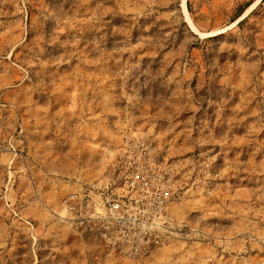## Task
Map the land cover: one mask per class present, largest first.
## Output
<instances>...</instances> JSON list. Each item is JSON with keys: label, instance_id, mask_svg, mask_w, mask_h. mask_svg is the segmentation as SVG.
I'll use <instances>...</instances> for the list:
<instances>
[{"label": "rangeland", "instance_id": "obj_1", "mask_svg": "<svg viewBox=\"0 0 264 264\" xmlns=\"http://www.w3.org/2000/svg\"><path fill=\"white\" fill-rule=\"evenodd\" d=\"M255 1L0 0V264H264ZM125 131L172 167L180 196L138 255L55 216L113 176Z\"/></svg>", "mask_w": 264, "mask_h": 264}, {"label": "built area", "instance_id": "obj_2", "mask_svg": "<svg viewBox=\"0 0 264 264\" xmlns=\"http://www.w3.org/2000/svg\"><path fill=\"white\" fill-rule=\"evenodd\" d=\"M104 183L81 185L60 200L56 218L73 230L97 233L110 248L138 255L166 230L171 205L180 198L172 167L143 137L125 131Z\"/></svg>", "mask_w": 264, "mask_h": 264}, {"label": "bare ground", "instance_id": "obj_3", "mask_svg": "<svg viewBox=\"0 0 264 264\" xmlns=\"http://www.w3.org/2000/svg\"><path fill=\"white\" fill-rule=\"evenodd\" d=\"M259 1H260V0H256L251 6L248 7V9L246 10V12L248 13V12H249V11L255 6V5L259 2ZM246 12H245V13H246ZM243 14H244V13H243ZM243 14H242V15H243ZM242 15H241V16H242ZM242 18H243V17H242ZM239 20H240V19H237L236 22L239 21ZM58 213H59V214H62V208H61V207H60V211H59Z\"/></svg>", "mask_w": 264, "mask_h": 264}, {"label": "trees", "instance_id": "obj_4", "mask_svg": "<svg viewBox=\"0 0 264 264\" xmlns=\"http://www.w3.org/2000/svg\"><path fill=\"white\" fill-rule=\"evenodd\" d=\"M248 6H249V5H248ZM243 10H244V9H243ZM243 10H241L240 13H241ZM240 13H239V14H240ZM237 18H238V17H237ZM245 18H246V17H245ZM245 18H243L242 20H240V21L238 22V24H240L243 20H245Z\"/></svg>", "mask_w": 264, "mask_h": 264}, {"label": "water", "instance_id": "obj_5", "mask_svg": "<svg viewBox=\"0 0 264 264\" xmlns=\"http://www.w3.org/2000/svg\"><path fill=\"white\" fill-rule=\"evenodd\" d=\"M243 18H244V17H243ZM243 18H242V19H243ZM242 19H240V20H242ZM240 20H239V21H240ZM239 21H237V23H238Z\"/></svg>", "mask_w": 264, "mask_h": 264}]
</instances>
